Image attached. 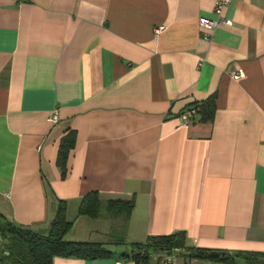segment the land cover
<instances>
[{"label":"crops","instance_id":"0c3cea01","mask_svg":"<svg viewBox=\"0 0 264 264\" xmlns=\"http://www.w3.org/2000/svg\"><path fill=\"white\" fill-rule=\"evenodd\" d=\"M218 1L0 0V215L44 232L65 202L66 241L116 248L52 264H135L132 244L175 232L264 264V0H232L205 40L198 18L216 19ZM210 97L213 119L195 107L183 127ZM91 192L133 201L124 230L77 215Z\"/></svg>","mask_w":264,"mask_h":264},{"label":"trees","instance_id":"16d2710c","mask_svg":"<svg viewBox=\"0 0 264 264\" xmlns=\"http://www.w3.org/2000/svg\"><path fill=\"white\" fill-rule=\"evenodd\" d=\"M201 121H211L214 116V99L208 98L195 105ZM75 145V135L69 132L59 143L56 164L62 177L66 174V163L69 152ZM133 209V201L107 200L102 201L95 192L85 195L78 206L77 215L97 219L104 214L119 217L124 230ZM72 223L66 218V204L59 202L53 219L44 232L17 225L0 215V264H52L54 257L80 258L94 260L112 257L113 253L102 243L74 242L64 239L71 229ZM121 243L123 237H121ZM130 258L135 264H147L152 253L181 252L189 261L192 259L206 260L220 264H235L234 259L242 257L245 261L255 260V255L244 253L229 255L205 249L188 248L185 246V234L175 232L166 236L150 237L141 244L131 245ZM136 250L141 253L136 254ZM217 253L218 256L212 255ZM128 255L123 254L122 257Z\"/></svg>","mask_w":264,"mask_h":264},{"label":"built area","instance_id":"2783aa9c","mask_svg":"<svg viewBox=\"0 0 264 264\" xmlns=\"http://www.w3.org/2000/svg\"><path fill=\"white\" fill-rule=\"evenodd\" d=\"M232 0H219L218 2H216L215 4V8H214V12L217 15L216 19H209L206 17H199L198 18V24L199 27L201 28L202 32H203V38L205 40H209L212 31L217 28L218 26L221 25H229L230 22L226 19H224L221 16L222 10L225 6H227ZM158 32V30H157ZM242 76L241 72L238 73H234L233 74V78L234 79H238ZM195 114V110H187L186 112H184L183 114L180 115L179 117V121L181 122L183 127H188L189 126V122H190V118ZM50 120L52 122H56L57 121V115L54 114L53 116L50 117ZM136 254L141 253V250H136L135 251ZM181 256H183V254L181 252H174L171 254L168 253H159L158 256V264H179V258H181ZM117 264H120L119 262ZM183 264H190L188 262H185Z\"/></svg>","mask_w":264,"mask_h":264},{"label":"water","instance_id":"95a60500","mask_svg":"<svg viewBox=\"0 0 264 264\" xmlns=\"http://www.w3.org/2000/svg\"><path fill=\"white\" fill-rule=\"evenodd\" d=\"M192 109H195V107H190L188 110H192ZM212 255L218 256V254L215 252ZM262 263H263V260H260V259L250 260L246 262V264H262Z\"/></svg>","mask_w":264,"mask_h":264},{"label":"rangeland","instance_id":"374dc122","mask_svg":"<svg viewBox=\"0 0 264 264\" xmlns=\"http://www.w3.org/2000/svg\"><path fill=\"white\" fill-rule=\"evenodd\" d=\"M115 234H117V233H115ZM120 248L129 250V247H128V246H127V247L124 246V247H120ZM120 248H119V249H120ZM109 249H110V250H113V251L116 250L115 246L109 247ZM182 257H183V256H182ZM152 259H153V258H152ZM179 259H181V258H179Z\"/></svg>","mask_w":264,"mask_h":264}]
</instances>
